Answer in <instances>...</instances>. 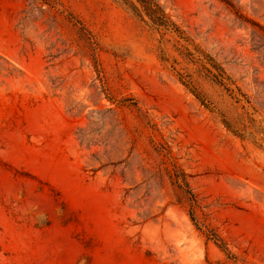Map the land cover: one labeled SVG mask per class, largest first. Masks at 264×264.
I'll return each mask as SVG.
<instances>
[{
    "label": "rangeland",
    "instance_id": "1",
    "mask_svg": "<svg viewBox=\"0 0 264 264\" xmlns=\"http://www.w3.org/2000/svg\"><path fill=\"white\" fill-rule=\"evenodd\" d=\"M154 2L0 0V264H264V0Z\"/></svg>",
    "mask_w": 264,
    "mask_h": 264
},
{
    "label": "trees",
    "instance_id": "2",
    "mask_svg": "<svg viewBox=\"0 0 264 264\" xmlns=\"http://www.w3.org/2000/svg\"><path fill=\"white\" fill-rule=\"evenodd\" d=\"M136 14L140 17L146 15L151 22L159 27L168 26L166 15L160 5L156 4L154 0H137L140 7H137L131 0H124Z\"/></svg>",
    "mask_w": 264,
    "mask_h": 264
}]
</instances>
